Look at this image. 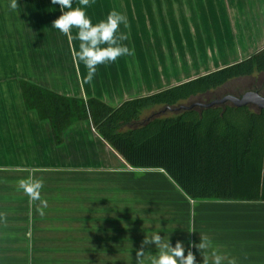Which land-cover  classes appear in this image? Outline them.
Instances as JSON below:
<instances>
[{"label": "crops", "instance_id": "0c3cea01", "mask_svg": "<svg viewBox=\"0 0 264 264\" xmlns=\"http://www.w3.org/2000/svg\"><path fill=\"white\" fill-rule=\"evenodd\" d=\"M9 3L0 0V170L14 171L25 179L54 170L109 173L117 171L121 162L127 163L97 134L90 120L74 123L57 146L50 124L25 109L20 80L117 107L264 48V0H89L85 11L93 23L113 9L126 17L127 27L121 24L118 33L127 36L120 43L133 54L97 65L93 79L86 82L87 69L77 57L76 29L65 35L51 27L61 15L59 6L51 0H17L13 10ZM78 6L80 0H74V7ZM22 194V208L29 209L26 185ZM167 195L166 189V201L159 207L145 204L137 211L129 210L128 264H138L141 249L140 264H151L156 253L154 244H143L147 228L143 235L136 229L145 226L149 217L152 223L147 230L159 232L164 243L170 241L173 247L182 242L185 255L190 248L197 264H202L203 257L193 245L200 233L225 255V264L232 258L237 264H264V201L192 200L179 187L172 188V201ZM11 199V192H0V209H12ZM84 228L80 257L108 256L98 247L103 241L101 231L96 229L89 239ZM89 240L99 243L89 245ZM110 240L120 241L119 237ZM113 246L118 253V246Z\"/></svg>", "mask_w": 264, "mask_h": 264}, {"label": "trees", "instance_id": "16d2710c", "mask_svg": "<svg viewBox=\"0 0 264 264\" xmlns=\"http://www.w3.org/2000/svg\"><path fill=\"white\" fill-rule=\"evenodd\" d=\"M255 74H264V48L117 107L26 80L19 81V88L25 109L50 124L57 146L74 123L90 120L128 166L162 170L192 200L264 201V110L232 103L188 108L220 98L181 104ZM254 91L264 96L260 88Z\"/></svg>", "mask_w": 264, "mask_h": 264}, {"label": "rangeland", "instance_id": "374dc122", "mask_svg": "<svg viewBox=\"0 0 264 264\" xmlns=\"http://www.w3.org/2000/svg\"><path fill=\"white\" fill-rule=\"evenodd\" d=\"M15 37L13 35L12 43ZM256 87L264 94V74L232 80L212 93L181 104L231 94L241 96ZM121 163L117 171L109 173L54 170L36 178L30 175L27 179L14 171L0 170V192H11L13 205L12 209H0V264H128L129 210L137 211L145 204L159 207L166 201L163 196L166 189L168 201H172V188L178 186L162 170L134 169ZM21 181L25 183L21 185ZM24 185L29 209L22 208ZM146 221L145 226H136L140 235L145 233L144 228L150 229L151 217ZM85 226L89 239L96 229L101 231L102 243L90 240L87 243L98 244L100 250L108 251V256L80 257L79 237ZM147 229V235H151ZM113 237H119L120 241L113 244L110 240ZM113 245L118 246V253Z\"/></svg>", "mask_w": 264, "mask_h": 264}, {"label": "clouds", "instance_id": "9594fccd", "mask_svg": "<svg viewBox=\"0 0 264 264\" xmlns=\"http://www.w3.org/2000/svg\"><path fill=\"white\" fill-rule=\"evenodd\" d=\"M51 2L54 6L58 5L61 12V15L52 22L51 27L65 35L71 29H76L75 39L79 41L77 57L87 69L86 82L93 79L97 65L114 62L119 56L133 54L131 49L120 43L121 40L127 39L125 34L118 33L121 24L127 27L126 17L122 13L113 9L105 18L93 23L85 11L89 6V0H80L78 7H74V0H51ZM9 7L15 10L17 0H10ZM24 183L21 181V185ZM150 243L156 246V253L151 259V264H197L196 256L190 248L185 255L186 248L180 241H177L173 247L170 241L164 243L159 232L153 231L152 235H146L143 241L144 245ZM193 246L202 255V264H225V255L220 253L213 241L205 235L200 233L199 242ZM143 252L142 249L137 252L138 264ZM227 264H237V261L232 258L227 261Z\"/></svg>", "mask_w": 264, "mask_h": 264}, {"label": "water", "instance_id": "95a60500", "mask_svg": "<svg viewBox=\"0 0 264 264\" xmlns=\"http://www.w3.org/2000/svg\"><path fill=\"white\" fill-rule=\"evenodd\" d=\"M224 103H232L235 107H246L254 106L259 110H264V96H262L258 91H247L241 96L226 95L220 99L213 100L209 103H194L188 108L202 107L211 108L215 105H220Z\"/></svg>", "mask_w": 264, "mask_h": 264}]
</instances>
